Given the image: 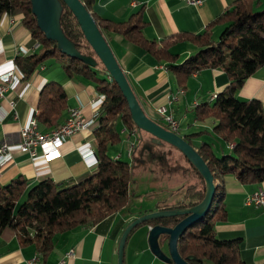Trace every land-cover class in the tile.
<instances>
[{"label": "trees", "instance_id": "1", "mask_svg": "<svg viewBox=\"0 0 264 264\" xmlns=\"http://www.w3.org/2000/svg\"><path fill=\"white\" fill-rule=\"evenodd\" d=\"M80 1L92 14L107 43L111 37L121 35L128 42L139 46L174 73L177 87L184 89L191 73L205 69L220 68L227 75L228 85L210 101L197 104L193 116L199 121L213 119V132L221 137L230 151L221 152L222 156H217L210 143L202 141L200 144L197 151L214 177L216 192L206 215L179 237L177 249L182 258L193 257L188 260L190 264H247L240 253L241 239H219L214 228L217 222L227 219L221 184L223 176L234 175L240 183L246 185H259L264 180L263 106L257 99L240 100L236 96L245 80L264 66V5H260V0H235L201 33L180 32L156 40L147 39L143 34L148 25L143 7L125 19L112 20L91 11L96 0ZM3 14H21L24 26L40 46L38 52L15 57L14 63L22 80L29 79L42 66L58 65L68 78L81 76L91 81L96 92L102 96L92 131L96 140L98 162L90 177L75 183L55 182L48 178L31 186L26 193L27 179L23 176L0 185V234L9 227L15 231L22 246L34 245L42 255H47L54 248L57 234L77 227L94 226L111 214L127 210L130 198L139 197L132 194L129 188L130 163L123 160L122 156L112 157L109 148L120 143L122 126L127 129L135 128L140 133L144 131L132 121L120 88L86 41L74 15L64 4L60 18L61 28L81 54L92 56L97 61L94 67L59 52L56 43L47 39L37 26L30 0H0V18ZM217 24L222 28L215 34L213 27ZM184 42L191 44L192 50L180 62V54L172 48ZM135 95L141 105L139 96ZM67 109V93L63 84L58 81L45 83L39 92L38 107L34 115L39 130L46 132L60 126ZM156 122L161 125L160 122L163 121ZM162 126L169 129L165 123ZM201 134L203 131L183 137L191 143L193 137ZM136 142L137 138L135 145ZM184 159L195 177V181L187 186L184 200L172 205L155 202L150 210L140 208L139 214L188 208L201 202L205 194L204 179L185 157ZM217 180L220 181L219 184L216 183ZM182 217L147 220L134 227L128 237L140 226L171 227ZM167 243L168 237L160 236L159 244L168 253Z\"/></svg>", "mask_w": 264, "mask_h": 264}, {"label": "crops", "instance_id": "2", "mask_svg": "<svg viewBox=\"0 0 264 264\" xmlns=\"http://www.w3.org/2000/svg\"><path fill=\"white\" fill-rule=\"evenodd\" d=\"M234 1L202 0L200 5H190L183 0H96L91 11L107 19L122 20L143 7V15L148 23L143 34L147 39L159 40L180 32L201 33ZM260 5H264V0H260ZM221 28V25H215L214 33L218 34ZM108 43L131 87L139 96L143 110L151 119L163 121L157 109L165 106L173 112L179 122L177 131L179 135L203 131V134L191 140L196 150L202 141H205L211 144L212 149L216 148L224 153L230 151L221 137L213 132V119L199 121L193 116L197 104L210 101L228 85L229 79L222 69L210 68L191 73L183 89L184 94L170 103L172 94L179 88L173 72L121 35L111 37ZM39 48V43L24 26L21 14L1 16L0 73L16 67L14 63L16 56L33 54L38 52ZM172 50L180 54V62H182L191 52L192 45L185 42L179 43ZM49 81H58L63 84L67 93L68 108H79L83 117L90 118L99 110L102 98H99L92 82L81 76L68 78L58 65L44 67L33 73L27 80H22L20 76L19 80L10 85L0 97V146L4 143L9 146L8 156L0 162V185L10 182L17 176H23L27 179L26 193L31 186L48 178L55 182L83 181L90 177L96 168H88L81 157L84 152L96 147L93 129L73 134L59 149L60 155L55 158L46 159L40 151L31 158L18 149L20 129L34 118L39 92ZM236 96L240 100L257 99L264 110V66L245 80ZM11 102L14 105H11ZM66 115L67 110L62 121ZM213 134L219 137L220 144H215ZM120 136V143L109 148V154L112 157L117 154L122 156L128 148L127 135L120 133ZM135 138L138 139L134 151L137 150L143 136L136 134L131 141ZM151 160H160L162 164H165L163 157L154 156ZM185 171L189 172V168ZM192 178L195 180V177ZM216 183L219 184L220 181L217 180ZM221 184L224 190L223 200L227 219L215 224V235L219 239H241L242 259L247 264L263 263L264 205H247L246 197L257 188L264 191V180L259 185H246L240 183L234 175L228 174L223 176ZM158 190L163 189L158 188ZM146 193L149 192L137 194L139 197L134 198L133 207L129 204L127 210L111 214L94 226L77 227L57 234L54 248L47 255H41L37 264H118V247L124 229L132 220L144 214L138 213L140 208L151 209L143 203ZM153 202L156 201L152 200L151 203ZM148 230V226H140L127 238L123 264H154L156 262L148 246ZM35 252L37 250L34 245L20 244L13 229L7 227L1 232L0 264H24L25 260L32 257Z\"/></svg>", "mask_w": 264, "mask_h": 264}, {"label": "water", "instance_id": "3", "mask_svg": "<svg viewBox=\"0 0 264 264\" xmlns=\"http://www.w3.org/2000/svg\"><path fill=\"white\" fill-rule=\"evenodd\" d=\"M30 2L37 26L47 39L56 43L59 52L94 67L97 61L92 56L81 54L61 28L60 18L63 4L72 12L86 41L120 88L123 97L127 101L132 121L137 128L150 134L153 139L151 140L152 143L157 145L166 143L177 149L204 179L205 194L198 204L182 209L150 211L132 220L124 229L120 238L118 264H123L125 242L129 232L134 227L150 219L174 216L183 217L171 227L154 225L149 228L148 246L153 255L162 262L167 264H190L188 260L193 259V257L182 258L178 253L177 243L179 237L195 222L203 218L211 207L216 192V184L207 163L196 148L186 141L183 136L166 129L145 113L111 47L101 34L92 14L80 0H30ZM162 235L168 237V253L164 252L159 244V238Z\"/></svg>", "mask_w": 264, "mask_h": 264}, {"label": "built area", "instance_id": "4", "mask_svg": "<svg viewBox=\"0 0 264 264\" xmlns=\"http://www.w3.org/2000/svg\"><path fill=\"white\" fill-rule=\"evenodd\" d=\"M183 1L190 5H200L202 3V0ZM43 68V66L40 67V69ZM20 76L21 73L16 67L0 73V97L3 96L4 92L10 85L19 80ZM182 94H184L183 88H178L177 91L172 94L170 103L176 101L178 96ZM99 98H102L100 94ZM11 105H14L13 102H11ZM157 112L162 120L168 125L169 130L177 133L179 122L175 118L173 112L165 106L159 107ZM96 119L97 113L90 118H85L81 115L79 108L71 107L67 109L66 118H64L60 126L53 130L43 132L39 130L36 119L32 118L20 129V140L17 147L20 152L28 154L31 158L35 157L39 151L43 153V156L46 159L55 158L60 155L59 149L73 134L83 130L93 129ZM120 133L127 135V141L129 143L125 155L130 158L131 153L135 148V139H132L133 141H131V138L136 136L137 130L135 128L127 129L126 127H122ZM8 153L9 146L5 143L2 144L0 146V162L8 156ZM119 156H121V154H117L116 157ZM81 157L88 168L97 165L98 159L95 149H90L84 152ZM246 204L254 206L264 205V191L261 188H257L255 191L249 193L246 197ZM148 228H151V226L149 225ZM41 255L42 254L39 251L35 252L32 257L25 260L24 264L39 263Z\"/></svg>", "mask_w": 264, "mask_h": 264}, {"label": "rangeland", "instance_id": "5", "mask_svg": "<svg viewBox=\"0 0 264 264\" xmlns=\"http://www.w3.org/2000/svg\"><path fill=\"white\" fill-rule=\"evenodd\" d=\"M160 123L164 125L163 122ZM120 127L121 125L119 124L118 128ZM137 134L138 136L142 135L143 139L139 141L140 143L137 150H133L135 153L132 152L130 158L127 157L124 152L122 154V159L128 161L131 165L129 183L131 193L137 195L148 191L149 193L145 194L146 197L143 202L146 207H153L155 202L151 203L152 200L156 201V203L165 202L169 205L183 201L187 186L195 181L194 178H192L194 177L192 176L194 173L185 161L184 156L177 149L166 143H162L161 145L151 143V140H153L152 137L145 132L140 133L137 130ZM213 136L215 144H220L218 140L219 137L215 134H213ZM217 140L218 143L216 142ZM213 149L217 156H222L219 149ZM154 156L156 158H165V164H162L160 160L152 161L151 157ZM188 168L189 172H186L185 169ZM152 185L156 187L154 188ZM148 188L150 189L147 190ZM158 188L163 190H158ZM152 189L157 190L153 192ZM133 206L134 197H131L130 207ZM143 226L147 227L146 225ZM155 260L156 262L154 264H167L156 257ZM136 261L137 260H135V262ZM207 264L213 263L207 262Z\"/></svg>", "mask_w": 264, "mask_h": 264}]
</instances>
